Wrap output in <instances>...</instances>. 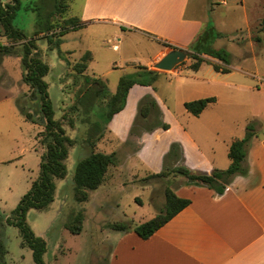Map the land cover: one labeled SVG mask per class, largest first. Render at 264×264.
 I'll return each instance as SVG.
<instances>
[{"label":"crops","instance_id":"obj_1","mask_svg":"<svg viewBox=\"0 0 264 264\" xmlns=\"http://www.w3.org/2000/svg\"><path fill=\"white\" fill-rule=\"evenodd\" d=\"M189 2L190 0H82L78 19L80 25L90 22L114 27V38L118 42L132 34L146 41L164 42L168 46L185 50L205 26L199 18L188 14ZM0 38L4 40L3 45L8 44L5 37ZM38 40L44 39L38 36L36 41ZM36 48L40 58L47 65L43 59V50L37 45ZM168 50L170 49L164 48L152 60L158 61ZM89 53L91 60L82 76L103 81L96 74L90 73L89 65L93 57L91 52ZM8 60H13L19 65L18 72L22 78L20 57H3L0 64V166L20 160L29 149L34 150L39 158L43 153L36 139L42 127L30 124L21 114L19 118L13 108L16 100L22 97L27 99L30 89L22 79H13L10 76V72L4 68ZM75 63L68 64L62 74L60 84L64 87L65 91H62L66 96L63 97L65 103L61 102L58 115L54 113L53 118L56 121H62L64 114L73 105L78 91L76 83L72 82L74 74L72 66ZM140 66L150 70L151 64ZM47 67L45 77L50 71L48 65ZM182 70L183 68L178 67L172 74L162 72L157 74L168 75L183 82ZM255 70L253 73L252 70L229 66L228 73H215V76H224V88L226 86L232 88L228 90V95H225L226 102L233 106V109H246L250 116L248 118L259 123L256 134L247 147L246 175L234 177L221 195L206 187L180 185L173 193L188 200V206L145 240L132 230L125 233L111 231L116 236L107 264H264V71H257V68ZM78 79L80 83L81 80ZM153 93L150 86H132L124 108L112 117L103 137L97 142L95 152L114 156L104 181L93 191L94 195L97 192L94 197L108 196L112 189L125 186L124 183L120 186V182L128 183V178L135 184L136 180H140V176L144 178L146 175L159 173L162 170V157L172 143L180 144L183 150V165L193 172L209 174L213 170L228 168L230 164L228 148L234 140L244 137L248 120L244 115L233 123H227L222 116H203L204 110L216 102L215 97V102L201 112V117L198 115L193 116V120L190 119V131L182 125L176 126L172 134L168 135L164 130L156 129L139 138V145L135 151H130L128 146H124L136 115L138 101L145 95ZM152 97L155 99L154 95ZM247 97L248 100L245 101ZM155 101L156 103L158 101V107L165 111L161 102L156 99ZM26 125L38 127L33 133L34 142L31 135L29 141L24 138L26 131L29 133L33 131L31 126L26 128ZM80 127L77 123L73 129L64 122L62 124L66 136L68 133L74 138ZM99 145H102L100 151L97 150ZM112 145L116 147L105 150ZM78 147L82 146L74 144L70 147L68 157L70 152L77 150ZM135 164L145 166L150 172L144 171L141 174L138 170L134 172ZM74 168L75 166L72 169L66 168L67 176L57 181H60L61 185L68 183ZM56 190L50 206L52 212L62 206L57 204ZM93 192L89 195V201Z\"/></svg>","mask_w":264,"mask_h":264},{"label":"rangeland","instance_id":"obj_2","mask_svg":"<svg viewBox=\"0 0 264 264\" xmlns=\"http://www.w3.org/2000/svg\"><path fill=\"white\" fill-rule=\"evenodd\" d=\"M5 1L0 0V3L3 4ZM45 1L50 5V0ZM36 3L37 0H21L20 9L14 20V25L27 37H33L34 34L36 18L32 9L35 8ZM81 5L82 0H69L67 9L61 15H55L53 21L78 19ZM188 14L199 18L205 25L196 39L204 32L209 34L204 36L202 42L193 46L194 52L224 49L230 55L229 66L252 70L253 73L256 72L255 68L258 69L257 71H264V24L261 23L264 18V0H190ZM113 30L114 27L109 25L86 22L69 33L50 36L49 40L53 43L51 49L46 39L36 41L35 45L43 50V59L50 69L49 74L45 77V82L48 86V99L56 116L61 102L65 103L63 97L66 96V93L62 91L65 89L60 84L64 68L68 64L77 62L83 53L91 52L93 60L89 65L90 73L100 77L106 83L108 92L113 93L116 91L121 77H134L139 72L140 65L151 64L152 66L155 63L152 59L164 48L168 49V45L164 42L146 41L144 38L132 36V34L129 37H123L122 41L118 42L114 38ZM256 37L260 38L259 42H256ZM3 41L0 38V44ZM192 44L185 49L187 59L176 67L183 68L181 72L183 82L168 75L157 74L149 85L154 91L155 99L161 102L165 110L158 107L160 117L155 110H152L146 117H142L138 103L143 97L138 101L128 140L124 144L130 151L137 149L141 136L161 129L155 127L158 124L156 122H163L170 126L164 130L166 135L172 134L176 126L179 125L190 131V119L193 120L194 117L184 109L185 102L215 97L216 102L204 110L203 116H222L227 123H233L244 115L248 122L253 120L248 118L250 116L246 109H233V106L226 102L225 95H228V90H232V88L227 86L224 88V76H215L216 72L210 65L202 64L197 72L188 69L192 62L188 58V54L192 52ZM113 46L117 48L114 49ZM204 58L213 64H220L215 59L205 56ZM151 66L150 70L155 71ZM18 67L19 65L13 60L6 61V65H4L13 79L21 80ZM174 70L155 72L172 74ZM78 78L81 80L80 83ZM142 78L143 81L148 82V78L145 76ZM72 82L76 83L74 86L77 87V90L84 86L82 78L77 75H72ZM21 99L23 104H25L24 100L26 101L28 108L33 107L36 103L28 97ZM247 100L248 97L245 98V101ZM156 104L159 105L158 101ZM13 108L20 118L16 103L13 104ZM29 127L33 131L30 133L26 131L24 138L29 141L31 135L34 142L33 133L38 130V127L26 125V128ZM67 136L71 139L74 138L68 133ZM101 146L99 145L97 150L100 151ZM115 147L112 145L105 150ZM84 153V148L79 147L77 150L71 151L66 168L72 169ZM164 156L161 161L162 167ZM39 165L40 158L37 157L34 150L29 149V152L25 153L20 160L0 166V218L4 224L1 227V235L7 249L6 262L9 264H33L31 251L20 246L21 239L18 230L11 225H5V222L11 217L21 197L38 178ZM137 170L140 174L144 171L150 172L141 164H135L133 171ZM134 172L132 176H134ZM128 180V183L127 181L120 182V186L123 183L126 185L112 189L113 191L111 190L108 196L94 197L97 192L95 195L93 192L90 201L81 204L74 202L70 184L61 185L60 181H57V204H62L61 208L55 212L50 209L46 212L30 210L26 215V223L30 229L46 243L47 251L43 256L44 263L107 264L112 251L113 239L116 236L107 227L114 222H124L133 229L153 218L164 207L165 191H173L185 183L183 177H174L172 174H166L163 177L146 175L143 178L140 176V180H136L135 184L132 183V179L128 178ZM79 210L85 213L84 227L79 235H73L64 228V224L72 212ZM123 217L125 218L123 219Z\"/></svg>","mask_w":264,"mask_h":264},{"label":"trees","instance_id":"obj_3","mask_svg":"<svg viewBox=\"0 0 264 264\" xmlns=\"http://www.w3.org/2000/svg\"><path fill=\"white\" fill-rule=\"evenodd\" d=\"M21 0H8L7 3H0V36L7 39L8 44H0V64L3 57L19 56L22 70V82L30 89L28 98L36 103L28 108L27 103L22 99L16 100V106L24 119L32 124L42 127L36 139L42 147L43 153L40 157L39 176L32 183L30 189L21 197L11 217L6 219L5 225H11L18 230L21 247H26L31 251L33 264H45L43 256L47 251L46 243L34 234L26 223V215L30 210L46 212L50 209L54 201L56 181L63 180L67 176L65 161L68 157V150L74 144L84 148V154L75 165L70 181L73 200L77 204L87 203L91 192L97 190L104 181L108 168L112 164L113 154H102L95 152L97 142L103 137L106 127L112 117L119 113L125 106L126 97L130 88L134 85L149 86L157 75V72L139 66V72L134 77L124 76L118 81L114 94H110L103 81L100 79H90L82 76L91 60L89 52L84 53L80 60L72 66L73 75L83 79L84 86L75 95L73 105L64 114L62 121L54 120V111L47 95V85L43 78L48 72L47 65L40 58L35 41L40 36L48 41L50 49V36L55 34L63 35L74 31L80 27V21L76 18L68 20L53 21L54 16L61 15L67 9L69 0H37L35 8V30L33 37H28L14 25L17 11L20 9ZM264 24V18L261 21ZM209 35L204 32L199 36L188 58L192 60L189 69L197 71L203 63L210 64L215 72L228 73L230 55L224 49L207 50L194 52L193 48L202 42L204 36ZM256 42L260 38H255ZM58 45V44H57ZM194 46V47H193ZM170 50L176 49L168 46ZM209 57L220 62V66L213 64ZM143 76L148 78V82L143 81ZM215 102L214 97L185 102L183 104L186 112L197 117L209 105ZM139 112L142 117H146L152 110H155L160 117V112L156 101L149 95L144 96L138 103ZM40 118L45 123L40 124ZM63 122L74 128L75 123L81 127L75 139L66 136L62 128ZM155 127L167 130L168 126L163 122ZM259 123L251 120L245 127V134L242 139L234 140L228 148V159L230 164L225 170H213L209 174L193 172L183 165V151L179 143H172L167 154L164 156L162 170L152 177H163L172 174L174 177L180 176L185 179L187 186L206 187L213 190L217 195L224 193L226 187L236 176H245L247 166L245 163L247 147L251 138L256 134V127ZM81 144V145H79ZM167 171V172H166ZM188 200L177 197L173 191H165V203L162 210L153 218L130 228L124 222L111 223L107 228L112 232L125 233L132 230L138 237L145 240L152 236L160 227L175 216L179 211L187 207ZM85 220L84 213L79 210L72 212L64 224V228L73 235H79ZM4 224L0 218V264L6 262L7 249L2 240L1 227Z\"/></svg>","mask_w":264,"mask_h":264},{"label":"water","instance_id":"obj_4","mask_svg":"<svg viewBox=\"0 0 264 264\" xmlns=\"http://www.w3.org/2000/svg\"><path fill=\"white\" fill-rule=\"evenodd\" d=\"M187 59V52L183 49H173L168 51L161 59L156 61L151 67L155 71H172ZM40 118V124H44Z\"/></svg>","mask_w":264,"mask_h":264}]
</instances>
